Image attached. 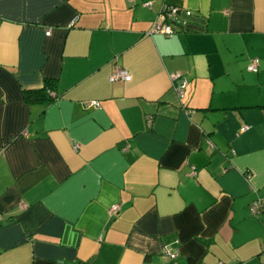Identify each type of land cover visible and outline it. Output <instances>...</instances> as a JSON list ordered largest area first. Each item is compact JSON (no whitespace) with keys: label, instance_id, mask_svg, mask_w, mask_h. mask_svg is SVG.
Instances as JSON below:
<instances>
[{"label":"crops","instance_id":"0c3cea01","mask_svg":"<svg viewBox=\"0 0 264 264\" xmlns=\"http://www.w3.org/2000/svg\"><path fill=\"white\" fill-rule=\"evenodd\" d=\"M263 198L264 0H0V264H264Z\"/></svg>","mask_w":264,"mask_h":264},{"label":"built area","instance_id":"2783aa9c","mask_svg":"<svg viewBox=\"0 0 264 264\" xmlns=\"http://www.w3.org/2000/svg\"><path fill=\"white\" fill-rule=\"evenodd\" d=\"M150 2H145V6H150ZM166 7L164 9V12H160L159 16L156 18V20L153 22L149 34L152 33H161L166 36H171L172 34L176 33L177 29L172 26L171 23L174 22V20H177L178 18H182V16L188 18L191 16V12L189 10H183L180 7L177 6H164ZM184 25V28H186L189 25H186L185 27V20L182 22ZM46 34H50V30L46 31ZM259 66V59L257 57H253L250 60V64L248 65L247 69L252 72H257ZM131 79L130 73L122 67L116 66L112 73L109 76L110 81H129ZM170 79L173 82V87L179 98L184 97L185 88L187 85V80L183 78V75L179 72L171 73ZM84 106L90 107V106H99V101H88L83 102ZM194 112L192 109H187V113L190 115ZM147 125L150 126L151 124V116L146 117ZM248 128V126H242L240 131H244ZM118 211V205H113L109 209V214L112 216L116 214ZM250 212L254 216H259L261 214H264V198L263 199H256L250 204ZM264 249V245H263ZM163 255L168 257L169 259H174V257L177 255V250H172L170 248H165L163 250ZM217 264H225L222 262H219Z\"/></svg>","mask_w":264,"mask_h":264},{"label":"trees","instance_id":"16d2710c","mask_svg":"<svg viewBox=\"0 0 264 264\" xmlns=\"http://www.w3.org/2000/svg\"><path fill=\"white\" fill-rule=\"evenodd\" d=\"M166 7H163L161 12H164V9ZM176 20H174L175 22ZM182 24V23H179ZM188 25V24H187ZM186 27V26H185ZM190 25L186 27V30H189ZM53 80H47L44 84V86L37 90H27L25 92V100L29 103H40V102H46L52 99L54 96H50L49 92L46 90L48 87H52L54 85Z\"/></svg>","mask_w":264,"mask_h":264}]
</instances>
